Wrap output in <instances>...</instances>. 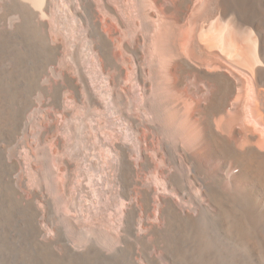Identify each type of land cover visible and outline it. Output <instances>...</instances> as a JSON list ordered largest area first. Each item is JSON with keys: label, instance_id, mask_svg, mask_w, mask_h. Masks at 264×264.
<instances>
[{"label": "bare ground", "instance_id": "6f19581e", "mask_svg": "<svg viewBox=\"0 0 264 264\" xmlns=\"http://www.w3.org/2000/svg\"><path fill=\"white\" fill-rule=\"evenodd\" d=\"M0 5L18 264H264V0Z\"/></svg>", "mask_w": 264, "mask_h": 264}, {"label": "rangeland", "instance_id": "374dc122", "mask_svg": "<svg viewBox=\"0 0 264 264\" xmlns=\"http://www.w3.org/2000/svg\"><path fill=\"white\" fill-rule=\"evenodd\" d=\"M2 1V0H0ZM2 10V5H0V11ZM60 11H62L60 9ZM62 13V12H61ZM19 229H26L24 225H21L19 222L15 223L14 233L9 235L12 245L0 244V263L1 264H18L20 257V248L23 242L28 243L29 235H25L20 232ZM66 235V234H65ZM67 239L69 238L66 235ZM1 241V237H0ZM24 264H28L25 260Z\"/></svg>", "mask_w": 264, "mask_h": 264}]
</instances>
